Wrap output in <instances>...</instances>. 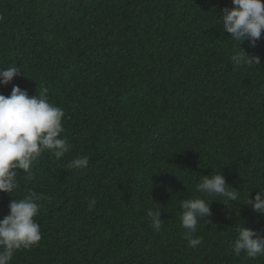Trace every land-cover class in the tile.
<instances>
[{
  "label": "trees",
  "instance_id": "trees-1",
  "mask_svg": "<svg viewBox=\"0 0 264 264\" xmlns=\"http://www.w3.org/2000/svg\"><path fill=\"white\" fill-rule=\"evenodd\" d=\"M225 7L232 0H0V71L22 72L0 94L47 88L71 146L60 159L45 151L12 196L0 192V219L31 192L42 206V240L10 264H264L232 251L243 226L264 236V215L245 204L264 188V32L255 48L239 45L222 29ZM243 50L260 66L235 65ZM83 156L87 168L67 167ZM215 174L237 201L197 191ZM195 197L213 201V215L193 248L180 217Z\"/></svg>",
  "mask_w": 264,
  "mask_h": 264
},
{
  "label": "clouds",
  "instance_id": "clouds-1",
  "mask_svg": "<svg viewBox=\"0 0 264 264\" xmlns=\"http://www.w3.org/2000/svg\"><path fill=\"white\" fill-rule=\"evenodd\" d=\"M233 7H225L222 12V29L230 34L239 45L245 40L255 48L264 32V0H232ZM241 48V47H240ZM237 66L252 68L261 64L259 55H249L244 50L232 55ZM19 67H9L0 71V84L9 85L14 77L21 75ZM48 89L41 88L39 95L29 96L26 90L14 85L10 96L0 94V192L11 195L18 188V174L23 171L27 177L45 151L57 159L70 151V144L62 135L65 129V112L49 102ZM89 157L74 158L67 165L69 169L87 168ZM197 191L204 196H219L225 201H237L240 191L231 187L223 174L203 175L196 185ZM12 196V195H11ZM40 197L31 192L22 199H12L9 214L0 219V264H10L15 252L31 249L39 245L42 232L36 217L41 211ZM211 202L201 197L183 200L180 217L186 230L185 239L190 247H197L202 238H193L199 222L213 215ZM96 204L95 198L89 202V210ZM247 205L257 214L264 215V188L253 199L247 197ZM151 227L160 231L164 223L159 209H149ZM232 251L239 257L246 253L249 258L264 256V236L243 226L238 230Z\"/></svg>",
  "mask_w": 264,
  "mask_h": 264
}]
</instances>
